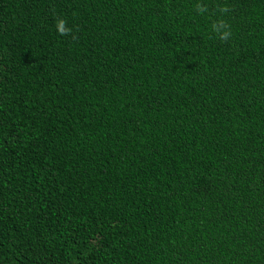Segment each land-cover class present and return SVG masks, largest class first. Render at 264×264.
<instances>
[{"label":"trees","instance_id":"1","mask_svg":"<svg viewBox=\"0 0 264 264\" xmlns=\"http://www.w3.org/2000/svg\"><path fill=\"white\" fill-rule=\"evenodd\" d=\"M0 264H264V0H0Z\"/></svg>","mask_w":264,"mask_h":264},{"label":"clouds","instance_id":"2","mask_svg":"<svg viewBox=\"0 0 264 264\" xmlns=\"http://www.w3.org/2000/svg\"><path fill=\"white\" fill-rule=\"evenodd\" d=\"M203 11V9H201ZM221 26L225 28L224 31L221 32ZM58 31L61 33L69 31V29L66 27L65 21L59 20L57 22ZM215 31L220 35L221 39H227L230 36V31L227 30V26L223 25V22H219L217 25L214 26Z\"/></svg>","mask_w":264,"mask_h":264}]
</instances>
